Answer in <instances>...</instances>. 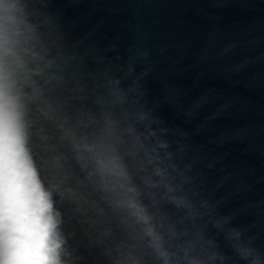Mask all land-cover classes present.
I'll return each instance as SVG.
<instances>
[{
    "label": "clouds",
    "instance_id": "obj_1",
    "mask_svg": "<svg viewBox=\"0 0 264 264\" xmlns=\"http://www.w3.org/2000/svg\"><path fill=\"white\" fill-rule=\"evenodd\" d=\"M19 34L15 11L5 6L0 10V264H62L59 213L28 148L29 108ZM119 168L109 170L124 175ZM127 191L128 210L146 219L143 206L131 195L133 189Z\"/></svg>",
    "mask_w": 264,
    "mask_h": 264
}]
</instances>
